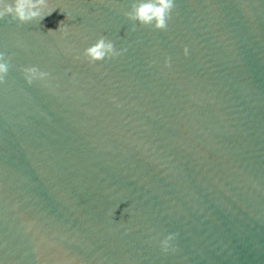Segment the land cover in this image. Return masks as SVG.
Here are the masks:
<instances>
[{
    "label": "water",
    "instance_id": "water-1",
    "mask_svg": "<svg viewBox=\"0 0 264 264\" xmlns=\"http://www.w3.org/2000/svg\"><path fill=\"white\" fill-rule=\"evenodd\" d=\"M132 2L0 18V264H264V0Z\"/></svg>",
    "mask_w": 264,
    "mask_h": 264
},
{
    "label": "clouds",
    "instance_id": "clouds-1",
    "mask_svg": "<svg viewBox=\"0 0 264 264\" xmlns=\"http://www.w3.org/2000/svg\"><path fill=\"white\" fill-rule=\"evenodd\" d=\"M175 8L174 0H133L129 10L124 16L130 21L140 25H151L154 29L166 30L167 21ZM47 9V11H45ZM53 9L48 8L47 0H0V18L10 16L12 20L27 23L32 20H42L44 16L51 14ZM61 25V24H60ZM60 29V26H59ZM135 30V25L133 29ZM52 30H49L51 32ZM184 55H188L187 47L183 49ZM82 55L89 63L120 55V51L114 48L111 40L105 36H99L94 43L84 48ZM165 66H169V58L165 59ZM9 61L5 53L0 52V83L4 82L9 70ZM24 79L31 84L34 79H44L49 74L39 70L36 66L21 68ZM175 233L165 235L160 241L161 251L169 250V242L174 239Z\"/></svg>",
    "mask_w": 264,
    "mask_h": 264
}]
</instances>
